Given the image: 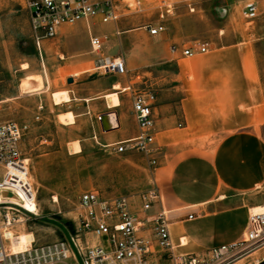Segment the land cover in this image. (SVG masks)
<instances>
[{
	"label": "rangeland",
	"instance_id": "1",
	"mask_svg": "<svg viewBox=\"0 0 264 264\" xmlns=\"http://www.w3.org/2000/svg\"><path fill=\"white\" fill-rule=\"evenodd\" d=\"M248 3L258 7V17L252 21L244 16ZM161 13H165L166 31L152 37L143 27L159 21ZM92 33L103 37L105 55L126 61L128 73L117 76L124 83L121 88L131 85L157 90L159 79L175 72L174 62L157 56L165 53L160 45L169 33L183 39L184 44H176L179 48L205 42L208 53L211 48L249 40L256 45L264 72V0H151L142 10L124 11L118 24L96 20ZM37 46L24 0H0V124L15 121L28 125L22 152L29 160L37 192V204L25 205L34 213L22 217L10 230L13 234H33L35 244L40 245L74 232L83 192L96 191L103 198L126 195L139 205L141 193L154 184V174L141 153L117 154L114 148L120 141L102 131L96 115H84L80 102L72 108L81 114L75 123L66 124L58 117L65 107L64 103H54L53 93L72 87L66 76L82 89L101 86L111 76L93 69L96 55L89 53V34L82 23L65 26L54 39L44 40L40 50ZM206 54L180 59L179 63L190 67ZM122 98L127 106L129 95L124 93ZM40 102L44 105L41 112L37 109ZM70 145H79L80 152L72 153ZM258 195L262 206L264 188ZM0 196L19 199L7 189H2ZM238 264H255V260L248 258Z\"/></svg>",
	"mask_w": 264,
	"mask_h": 264
},
{
	"label": "crops",
	"instance_id": "2",
	"mask_svg": "<svg viewBox=\"0 0 264 264\" xmlns=\"http://www.w3.org/2000/svg\"><path fill=\"white\" fill-rule=\"evenodd\" d=\"M163 39L165 53L157 56L174 62L176 70L161 77L155 90L154 133L163 155L154 174L160 201L151 213H168L175 255L200 254L240 240L249 211L263 202L264 72L249 40L211 48L188 67L179 63L186 59L181 53H166L183 39L170 33ZM117 76L96 88H78L76 81L68 91L54 92V103L65 107L60 120L75 123L81 114L72 108L80 102L84 115L115 116L117 126L108 132L113 141L136 136L131 100L123 105L124 83ZM69 148L80 152L79 145Z\"/></svg>",
	"mask_w": 264,
	"mask_h": 264
},
{
	"label": "built area",
	"instance_id": "3",
	"mask_svg": "<svg viewBox=\"0 0 264 264\" xmlns=\"http://www.w3.org/2000/svg\"><path fill=\"white\" fill-rule=\"evenodd\" d=\"M151 0H24L30 15L32 37L40 50L44 40L54 39L64 26L86 25L89 34L90 53L96 55L93 69L104 75H126L128 67L122 58L103 53L104 39L93 35L92 23L118 24L124 11L142 10ZM162 4H165L162 1ZM147 23L144 29L152 37L166 31L163 22ZM244 16L249 20L258 17L256 3H248ZM119 33V32H118ZM172 53L192 58L209 52L207 43L195 47H170ZM129 95L132 114L137 123L136 136L120 141L114 148L117 154L141 153L153 174L156 173L162 149L156 146L154 106L157 92L151 87L135 89L126 85L119 90ZM44 110L42 102L37 106ZM103 115L97 116L101 123ZM40 118L36 116V120ZM28 130L26 123L7 121L0 124V192L7 189L19 199L13 202L0 196V264H238L254 258L255 264H264V211H249L246 229L240 240L211 247L200 254L177 256L171 242L168 213L163 209L152 214V206L160 201L157 184L141 193L140 204H135L126 195L103 198L96 191L80 195L81 214L75 223L74 232L68 237L36 245L24 251L9 249L10 239L6 231L22 217L31 214L25 207L37 204V192L31 181V167L22 152V142ZM189 219L194 214H189ZM260 252L262 254L258 255Z\"/></svg>",
	"mask_w": 264,
	"mask_h": 264
},
{
	"label": "bare ground",
	"instance_id": "4",
	"mask_svg": "<svg viewBox=\"0 0 264 264\" xmlns=\"http://www.w3.org/2000/svg\"><path fill=\"white\" fill-rule=\"evenodd\" d=\"M27 68V65H23V69ZM105 124L107 127H116L117 123L115 120V116L113 114H108L105 120ZM17 200H13V202H17ZM28 209V211H30L31 213H34L33 211H31L28 207H26ZM252 212H261L264 211V205H260L257 206L255 208L251 209ZM13 227V225L9 228V230L6 231V237L7 239H10L11 241V249L14 252H19V251H24L25 248L27 247L26 244H31L33 242H35V239L33 237V234L30 233H25L24 235H20L19 234H13L12 231L10 230ZM21 228H25V225L22 224Z\"/></svg>",
	"mask_w": 264,
	"mask_h": 264
},
{
	"label": "water",
	"instance_id": "5",
	"mask_svg": "<svg viewBox=\"0 0 264 264\" xmlns=\"http://www.w3.org/2000/svg\"><path fill=\"white\" fill-rule=\"evenodd\" d=\"M68 83H73V79L72 78H69L68 80ZM106 117H107V114L106 115H103V120L101 121V125H102V128H103V131H110L112 130V127H107L106 124H105V120H106Z\"/></svg>",
	"mask_w": 264,
	"mask_h": 264
}]
</instances>
